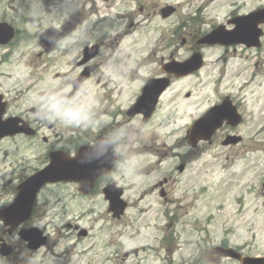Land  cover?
I'll list each match as a JSON object with an SVG mask.
<instances>
[{
    "label": "rangeland",
    "instance_id": "rangeland-1",
    "mask_svg": "<svg viewBox=\"0 0 264 264\" xmlns=\"http://www.w3.org/2000/svg\"><path fill=\"white\" fill-rule=\"evenodd\" d=\"M219 1L222 2L219 4ZM223 1L225 0H0V18L5 13L6 18L14 17L20 22V13L30 5L32 9L24 12L41 18L38 26L58 27L66 19V15L68 17L70 12L77 10L84 16L76 30L41 62L36 56L38 32L34 31L33 39L18 53L19 56L16 55L11 62L6 63L8 66L4 69L11 71L13 68L14 78L3 80L2 91L15 92L14 84L17 86L20 82L23 85L28 82L31 79L28 72L33 71L32 69L35 75L48 72L46 81L53 77L54 72L65 75L66 79L59 76L57 83H67L82 68L73 63V57L80 55L86 44L96 43L99 46V54L94 60L98 65L95 72L73 97L66 99L67 105L60 111L50 109L48 119L53 128L49 129L47 125L46 130L40 133V139L62 133L67 138L70 133L64 131L61 123L68 120L74 125L76 122L78 131L91 132L87 141L96 138L104 127L100 130L91 127L80 111L91 104L109 110V115H102L103 118H114L110 115L116 114L117 128L122 133L120 135L125 137L122 141V155L130 159L131 155L136 154L135 158L127 161L124 171L125 177L131 178L125 179L130 184L126 190L127 197L134 200V206L138 204L136 207L140 211L130 208L122 220H113L107 214L106 205L99 199L98 212L93 217L107 222L114 233L113 239L123 243L119 255L109 264H167L168 259H173L170 264H180L191 261L193 257L201 264L205 256H201L199 251L208 249L209 243L206 241L220 240L226 229V232H230L228 238L232 244H240L253 254H264V195L259 190L261 181L264 180V42L263 52L259 56L254 51L241 53L240 46L199 47L197 39L210 29V25H226L227 10ZM238 1L237 5L243 12L254 8L256 4H264V0ZM165 5H173L177 7V11L171 16L162 17L160 9ZM48 8H52L53 12L48 13ZM195 13L199 20L193 24L189 20ZM21 25L28 27L25 23ZM67 48L70 50L67 51ZM195 48H200L203 55L202 68L187 76L170 77V86L166 89L161 104L147 122L139 117L128 118L124 114V109L135 100L136 93L145 80L165 75L162 66L171 56L182 60ZM31 58L33 62L27 65ZM50 71L53 73L50 74ZM250 73L252 77L249 76ZM249 79L251 84L247 85L246 81ZM107 89L109 92L106 93ZM17 93H22V90ZM224 95L232 97L244 120L235 128L224 126L222 131L224 134H240L243 141L235 146L224 147L219 137H215L214 142L191 149L187 138L184 139L190 121L202 115L209 105L219 102ZM57 97H54V104L58 101L55 99ZM25 102L18 95L16 105ZM121 102L123 110L119 111L116 108ZM127 130L129 134L126 136L123 133ZM22 140L5 139L0 142V201L8 198V186L5 185L12 177L10 173L14 165L18 168V173L21 170L26 173L29 167L37 165L35 157L42 153V146L38 142L26 138ZM174 142V146L169 147ZM40 143L42 144L41 141ZM173 149L186 151L183 155L186 156L188 165L183 173L169 174L171 167L178 164L177 158H170L169 153ZM138 157L140 159H136ZM206 159L209 160L208 163H200ZM134 163H138L142 172L136 179H132L137 167ZM122 168L120 175L124 176ZM260 174L261 180L258 176ZM120 175L115 179L120 180ZM161 179H167L163 189L168 196V203L177 201L180 204L173 214L176 213L181 221L211 216L206 227H202L209 231L208 234L198 233L193 227L182 229L178 223L170 220L172 213L166 214L162 209L164 201L158 194L159 190H153L154 184ZM250 182H253L252 185L254 182L259 183L257 191L249 192ZM57 188L60 187L47 189L40 198ZM146 188L149 193L145 196L140 191ZM64 191L66 189L60 188L53 200ZM138 194L142 195L140 198H144L141 202ZM241 194L243 198L238 199ZM42 200L43 198L39 209L42 217L46 218L45 212H48L46 208L49 204ZM190 201L193 202V207L188 206ZM63 218L62 216L60 220ZM86 222L88 221L84 220L77 230L82 227L89 229L90 223L86 225ZM148 225H154L157 229L153 228L148 232L144 228ZM19 229L21 226L12 235L6 234L13 236L10 240L17 245L16 233ZM3 230L0 226L1 235L6 231ZM175 231H180L179 241H169L166 248L160 246L161 254L149 251V246H143L154 244L157 236L159 238ZM137 247L139 249L136 254L130 252L125 256L126 252ZM52 248L49 245L40 249L35 258H21V251L17 249L16 258L19 259V264H53L43 257H49ZM103 253L104 251H99L98 260ZM221 264L240 263L233 259H223Z\"/></svg>",
    "mask_w": 264,
    "mask_h": 264
},
{
    "label": "flooded vegetation",
    "instance_id": "flooded-vegetation-1",
    "mask_svg": "<svg viewBox=\"0 0 264 264\" xmlns=\"http://www.w3.org/2000/svg\"><path fill=\"white\" fill-rule=\"evenodd\" d=\"M31 21V19H29ZM12 26L15 28H17V20L13 17L12 20ZM16 34H17V38L14 39V41L5 46L8 49V51L3 50L4 46L0 45V94H2L3 99L6 101L7 103V107L9 108V112H11V109H20L18 113H20L21 117L29 124L30 127H32L33 131L35 132V135L33 136L32 139L34 138H38L40 137V133L42 131L46 130V126L48 125L49 129L53 128V124L50 123L48 117L51 114V102L52 100H54L55 96H58L55 99L58 100H62L63 97H65V95L67 94V89L70 85V81H68L67 83H63L62 84H58L57 80L58 77L60 76L61 78L66 79L65 75H60L59 73L56 72H51L50 74L53 73V77L46 81V76L48 74L47 73H39L38 75H35V71L34 69H32L33 71H29L28 72V76L31 78L28 82H26L25 84H30V87L26 88V91L22 92V93H17V92H6V91H2V87H3V78H11L12 77V72H13V68L11 71L4 69L5 66H8L6 63V61L4 60V57L10 56V52L13 51L16 53L17 56L18 53L22 50V49H18L19 46H23L25 47V43H24V39L21 38V34L22 31L18 28L16 30ZM15 34V35H16ZM38 52L36 53V56L38 57V61H42L43 58H47L49 56L50 53H45L42 51V49L37 46ZM33 62L32 58L31 60L27 63V65H30ZM40 62L38 64H40ZM73 63H75L78 67L80 66V64L78 63V61H73ZM97 66V65H96ZM46 70H49V68H46ZM96 70V69H95ZM95 72V71H94ZM63 74V73H62ZM24 76L27 75L24 74ZM60 79V78H59ZM66 86V88H64ZM54 88V89H53ZM35 89V90H34ZM18 95H20L22 98H24V100L26 101L24 104H18L16 105V100L18 98ZM17 113V112H16ZM141 116V115H138ZM214 136L219 137L220 139H223L225 136H227V134L223 133L222 129L219 130L218 132H216L214 134ZM49 138H45L41 139L43 142L45 143H51L52 140ZM39 139L34 140L35 142L40 143ZM204 143H200L198 145L197 148H199L201 145H203ZM49 149V148H48ZM47 161V157L43 156L39 159L38 163L40 165L45 164ZM110 180L109 177H102L99 181H98V185L100 186H104L106 185ZM19 182V180L17 181V183ZM58 185H62L60 183H56V184H47L44 188V190L48 187L51 186H58ZM68 189L70 191L76 192L77 191V185L74 183H70L67 184ZM70 185H73L75 187H71ZM161 187H163V182H159V184ZM264 185V184H263ZM259 190H261V192L264 194V190L262 188H260ZM15 191V186L12 189V192ZM159 193L161 195H166V192L164 191L163 188H161L159 190ZM77 195L79 196L80 194L77 191ZM52 221H54V219H52ZM3 237H0V239H2ZM49 241L47 242L48 245ZM13 248H14V253L15 256L11 259H15L16 254H17V249H20L21 251V247L20 246H16L15 243L13 244ZM19 260V259H18ZM13 261V260H12ZM16 264L17 261L15 260Z\"/></svg>",
    "mask_w": 264,
    "mask_h": 264
},
{
    "label": "water",
    "instance_id": "water-1",
    "mask_svg": "<svg viewBox=\"0 0 264 264\" xmlns=\"http://www.w3.org/2000/svg\"><path fill=\"white\" fill-rule=\"evenodd\" d=\"M236 21V25H237V31H245V30H249V31H255L254 29L256 28V26L260 23L264 21V9L259 11L257 14V17H247V18H239ZM244 21L246 23L241 24V22ZM254 38H257V33L255 32L252 35ZM55 40V39H54ZM205 41L207 42H215L213 40L212 37H210L209 39H206ZM198 60V59H197ZM197 60L195 62V64L191 67V69L196 68L198 66ZM164 88V86H156L155 88H153L152 90H155V97L162 91V89ZM150 87L149 85L147 86L146 90L144 91V94L142 96L144 101H149L146 103V111L148 112L149 109L151 108V106H153L152 104L155 103L154 99L155 97L153 96V94L150 92ZM151 101V103H150ZM224 105L222 106H218L215 107L213 109H211L204 117H202L201 119H199L194 126L191 129V134H190V139L191 140H195L197 141L198 139H208L210 138V136L213 134V132L222 124L223 119L225 118H229L232 119V113L229 110H226L223 108ZM153 108V107H152ZM234 120V119H233ZM235 124L237 123V121H235ZM5 133H0V136H3ZM88 165V167L91 169L93 166V162H82V166L83 169H86V166ZM45 173H47V171H45ZM79 173V169L78 167H76V170L72 171V172H66L65 176H61L62 173H60L58 176L52 177L47 179V177L45 178H41L40 182L38 183V186L41 184H43L46 181L49 180H57V179H67V180H71L74 178H77V174ZM34 181V179L28 181V185H30V183ZM35 187L34 189V194L37 191V188L39 187ZM255 262H259L261 264H264V260H251V259H245L244 264H254Z\"/></svg>",
    "mask_w": 264,
    "mask_h": 264
},
{
    "label": "bare ground",
    "instance_id": "bare-ground-1",
    "mask_svg": "<svg viewBox=\"0 0 264 264\" xmlns=\"http://www.w3.org/2000/svg\"><path fill=\"white\" fill-rule=\"evenodd\" d=\"M223 2H225L224 3V8L226 9V10H228L229 9V0H225V1H223ZM225 10V11H226Z\"/></svg>",
    "mask_w": 264,
    "mask_h": 264
},
{
    "label": "snow or ice",
    "instance_id": "snow-or-ice-1",
    "mask_svg": "<svg viewBox=\"0 0 264 264\" xmlns=\"http://www.w3.org/2000/svg\"><path fill=\"white\" fill-rule=\"evenodd\" d=\"M244 23H246V22H244V21L241 22V24H244Z\"/></svg>",
    "mask_w": 264,
    "mask_h": 264
}]
</instances>
